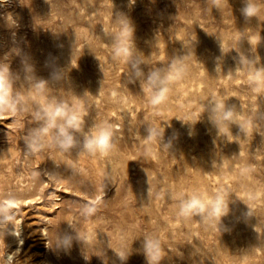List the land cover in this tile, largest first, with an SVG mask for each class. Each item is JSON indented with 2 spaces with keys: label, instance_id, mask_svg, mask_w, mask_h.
Here are the masks:
<instances>
[{
  "label": "rangeland",
  "instance_id": "rangeland-1",
  "mask_svg": "<svg viewBox=\"0 0 264 264\" xmlns=\"http://www.w3.org/2000/svg\"><path fill=\"white\" fill-rule=\"evenodd\" d=\"M257 2L259 18L245 19L244 0H0L11 84L0 103V264H148L145 237L159 242V264H264ZM22 55L47 83L25 76ZM152 73L172 77L155 105ZM45 102L84 114L70 150L40 132ZM95 126L112 140L90 153ZM33 132L42 143L29 149ZM193 193L205 211L181 213ZM218 199L229 207L220 221L209 215ZM66 234L71 247H58ZM113 249L132 252L121 261Z\"/></svg>",
  "mask_w": 264,
  "mask_h": 264
},
{
  "label": "clouds",
  "instance_id": "clouds-1",
  "mask_svg": "<svg viewBox=\"0 0 264 264\" xmlns=\"http://www.w3.org/2000/svg\"><path fill=\"white\" fill-rule=\"evenodd\" d=\"M132 3L135 0H131ZM261 7L257 0H244V7L241 12L245 19L252 17L259 18L261 14ZM124 19L128 21V27L134 32L130 19L124 16ZM250 44L253 42L249 40ZM122 48L126 49L128 46H119L118 50ZM223 51V49H222ZM122 54L127 55V51H123ZM19 55V54H17ZM257 61L260 57L256 56ZM29 58L24 55L21 56L22 70L25 76L31 75L37 81V83H47L48 80L39 79L35 75L34 66L28 62ZM52 78V77H51ZM171 76L165 75L161 77L158 73H152L149 77L148 84L152 90L151 102L155 105L157 103L164 102V98L167 95V83L171 80ZM250 83L257 86H264V68H261L256 73H253L250 78ZM10 65H0V103L7 102L10 91ZM259 90V87H258ZM44 117V124L40 129V132H46L52 130L55 133V140L62 150H70L75 144L74 133L81 130L84 123V114L79 112L73 107L64 106L62 104H51L45 102L42 104L41 109ZM180 119V118H177ZM151 134V133H149ZM112 140V130L107 126H95L89 130L85 137L84 148L86 151L93 153L97 151H104L110 145ZM42 143L39 132L32 133V139L26 140V144L29 149L33 146H39ZM181 213L190 215H200L205 211V202L199 197V194L193 193L189 196L180 208ZM229 212L228 203L224 200L218 199L214 205H210L209 215H213L217 221H220L221 217L227 215ZM71 227V225L69 224ZM71 234H66L62 237V243L58 247L70 248L73 242ZM82 243L84 241L78 240ZM116 255L121 261H127L132 250H116L113 249ZM143 252L146 256L148 264H159L160 261V245L155 239H149L145 237L143 240Z\"/></svg>",
  "mask_w": 264,
  "mask_h": 264
},
{
  "label": "bare ground",
  "instance_id": "bare-ground-1",
  "mask_svg": "<svg viewBox=\"0 0 264 264\" xmlns=\"http://www.w3.org/2000/svg\"><path fill=\"white\" fill-rule=\"evenodd\" d=\"M16 201L15 200H10V203H12V204H14ZM46 229V227H44L43 228V230H45ZM20 232V231H19ZM19 235H20V233H19ZM23 239V237H22V235H20L19 236V241L20 240H22ZM9 257H11V255H10V252H6L5 253V255H4V261L5 262H7V261H9ZM2 262V261H1ZM4 263V262H3Z\"/></svg>",
  "mask_w": 264,
  "mask_h": 264
}]
</instances>
